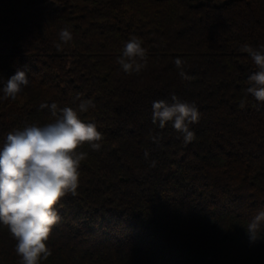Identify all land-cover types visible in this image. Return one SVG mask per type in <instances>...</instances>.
I'll return each mask as SVG.
<instances>
[{
  "label": "trees",
  "instance_id": "1",
  "mask_svg": "<svg viewBox=\"0 0 264 264\" xmlns=\"http://www.w3.org/2000/svg\"><path fill=\"white\" fill-rule=\"evenodd\" d=\"M65 27L73 40L57 51ZM133 37L147 66L127 75L116 60ZM243 44H264V0H0V89L29 79L0 98V150L9 132L54 121L41 103L75 109L77 94L103 134L100 151L82 149L42 264H264V230L246 233L264 210V102L245 97L257 68ZM172 94L200 113L188 144L152 123V102ZM15 243L0 225V264H19Z\"/></svg>",
  "mask_w": 264,
  "mask_h": 264
},
{
  "label": "clouds",
  "instance_id": "2",
  "mask_svg": "<svg viewBox=\"0 0 264 264\" xmlns=\"http://www.w3.org/2000/svg\"><path fill=\"white\" fill-rule=\"evenodd\" d=\"M58 36L59 42L54 45L57 51L73 40L68 27L62 28ZM239 51L247 53L257 68L248 78L251 86L246 88L245 97L250 94L255 101L264 102V44L258 48L243 44ZM116 63L127 75L139 74L147 66V50L142 41L136 37L129 39ZM174 63L180 69V77L190 80L182 68L185 61L176 58ZM28 84L25 72L17 71L0 89L3 93L0 98L16 99ZM75 100L80 101L75 109L58 108L55 102L41 103V109H50L54 121L9 132L0 150V225L16 241L19 264H42L52 255L47 242L52 229L61 221L57 206L65 196L77 194L81 164L88 156L82 149L88 145L98 152L102 147L103 134L96 124L80 116L95 107L93 100H80L79 94ZM171 101L152 102V123L164 129L171 122L188 144L196 139L190 125L198 123L200 113L194 104L182 102L175 94L171 95ZM245 103L246 100H241L239 106L243 108ZM151 139L158 143L160 137L153 135ZM144 155L147 159L149 153L146 151ZM150 166L155 167L156 161L152 160ZM262 230L264 210L258 211L246 226L249 242L260 239Z\"/></svg>",
  "mask_w": 264,
  "mask_h": 264
},
{
  "label": "rangeland",
  "instance_id": "3",
  "mask_svg": "<svg viewBox=\"0 0 264 264\" xmlns=\"http://www.w3.org/2000/svg\"><path fill=\"white\" fill-rule=\"evenodd\" d=\"M220 2H213V3H211V4H219Z\"/></svg>",
  "mask_w": 264,
  "mask_h": 264
}]
</instances>
